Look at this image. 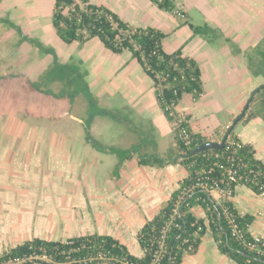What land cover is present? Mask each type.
Here are the masks:
<instances>
[{
	"label": "crops",
	"instance_id": "0c3cea01",
	"mask_svg": "<svg viewBox=\"0 0 264 264\" xmlns=\"http://www.w3.org/2000/svg\"><path fill=\"white\" fill-rule=\"evenodd\" d=\"M46 1L54 3V0L0 1V60L8 47L15 49L16 55H21V50L29 49L28 41L21 38L19 31L28 39L42 40L44 47H56L61 63L74 59V63L86 67L87 76L93 88L97 89L99 98L104 94L121 92L128 105L136 111L135 117L131 116V119H136L142 127L145 125L147 130L153 132H147V136L153 138L155 143L148 144L144 151H157L166 156L175 149L173 129L176 120H168L163 113L153 81L131 52L113 53L98 38H92L83 45L78 42L64 43L50 28L49 19L45 18ZM90 1L107 6L133 26H150L166 32L168 36L163 41L166 51L173 52L182 47L185 55L200 63L204 94L198 100H194L190 94H184L175 110L179 117L189 118L194 132L209 140L221 141L225 137L228 127L245 109L252 91L263 84L225 83L223 75L226 72L229 75L233 73L232 79L248 76L249 73L247 68L243 71L236 66L237 56L232 54L230 48L226 45H211L199 35H194L188 26L180 24L175 13L159 9L151 0ZM174 1L178 8L180 3L185 4L183 0ZM184 11L187 12L186 9ZM225 36L234 40L227 34ZM5 42L7 44L4 46ZM53 61L51 53L39 55L27 62L18 75L23 74L34 80L42 70L49 69ZM224 63H228V67L229 63H234L235 71L230 73V67L224 70ZM252 77L249 76L248 81H252ZM32 96H36L35 92L31 93L25 84H21L16 96H13L14 102H21L25 106L23 116L19 117L21 121L28 122L36 116V104ZM256 102L249 104L250 108L233 127V131L243 143L252 145L256 157L264 162V118L259 113L260 109L257 112L250 111ZM30 106L33 111L28 110ZM247 113L260 115L245 120ZM13 129L17 132L14 133ZM37 131L35 128H12L13 133L11 129L0 131L2 136H12L8 144L0 141V256L33 238L66 240L94 233L112 235L125 244L132 254L142 256L144 251L137 234L148 220L159 213L177 189L179 181L188 175L186 167L180 163L164 167L140 166L134 157L120 167L117 176L106 174L105 178L94 175L87 178L88 173L84 170V174L77 172L72 176L84 164L75 163L78 165L73 166L68 153L62 156L63 149L60 153L59 148L52 147V144H57L56 140L49 145V154L41 155L46 158L42 162L35 155L40 146L36 148L28 144L29 138L24 143H18L17 137L35 136ZM38 132L45 135L44 129ZM14 135L17 137L13 138ZM168 137L169 146L165 140ZM17 149L20 151L15 152ZM42 150H45L44 147ZM39 163L43 165L40 167ZM211 194L216 200L221 199L217 190ZM232 200L239 213L254 217L249 226L251 235H264V192L257 194L247 185L239 184ZM192 211L199 218L206 216L200 206L194 207ZM183 264L238 263L221 253L211 232L207 231L198 250L184 255Z\"/></svg>",
	"mask_w": 264,
	"mask_h": 264
},
{
	"label": "trees",
	"instance_id": "16d2710c",
	"mask_svg": "<svg viewBox=\"0 0 264 264\" xmlns=\"http://www.w3.org/2000/svg\"><path fill=\"white\" fill-rule=\"evenodd\" d=\"M151 2L161 10L175 13L181 25L188 26L194 35H199L209 44L228 46L233 55H240L244 59L251 76L264 79V36L255 45L243 50L219 28L207 22L202 25L194 24L189 20L186 11L177 8L174 0ZM51 22L56 35L66 44L78 42L83 45L92 38H98L113 53L131 52L132 57L153 81L163 113L168 120L177 121V126L173 129L175 149L169 151L166 156L157 151L142 152L147 143L141 138L129 149L106 147L94 139L90 132L91 121L96 113L125 123L127 120L112 111L97 108L96 101L87 87V141L100 151L116 153L122 161L134 158V154L141 151L136 157L140 166L164 167L167 164L180 163L186 167L188 175L179 181L177 189L159 213L139 230L137 238L144 251L140 257L132 254L128 247L114 236L94 233L66 240L33 238L3 253L0 256V264H13L16 260H21L17 264H183L184 255L198 250L207 231L211 232L221 253L238 264H264V254L251 248L252 244L260 243L249 232L254 217L239 213L232 198L221 197L216 200L211 194V188L199 185V182H208L210 185L212 179L221 178L224 182L220 183V187H231L233 196L239 184L247 185L255 193L262 194L264 162L256 157L254 147L243 143L232 130L223 148L208 149L187 157L194 148L209 141L207 137L192 130L188 117L177 118L175 110L184 94H190L194 100L200 99L204 94L200 63L185 55L182 47L173 52L166 51L163 45L168 36L166 32L150 26H133L112 9L90 0H54ZM19 34L23 40H30L22 31H19ZM40 45L44 46L41 43ZM46 52L53 55V68L58 70L70 66L60 62L54 48L48 47ZM6 79L7 76H0V80ZM27 82L25 87L32 91L41 88L36 81L27 79ZM257 94L263 96L259 113L264 118V83L255 95ZM252 102H256V96L250 103ZM258 114L247 113L245 120ZM229 128L230 126L227 132ZM184 129L187 138L181 136ZM231 139L240 142V146L229 145ZM121 160L118 166L122 163ZM227 166L236 170L235 180H227L224 177ZM197 206L204 209V218H199L193 213V208Z\"/></svg>",
	"mask_w": 264,
	"mask_h": 264
},
{
	"label": "rangeland",
	"instance_id": "374dc122",
	"mask_svg": "<svg viewBox=\"0 0 264 264\" xmlns=\"http://www.w3.org/2000/svg\"><path fill=\"white\" fill-rule=\"evenodd\" d=\"M183 1L186 6L180 3V8H177L181 10L186 9L190 21L196 25H202L209 21L210 25L219 28L224 35L227 34L234 38V40L232 39L234 43L240 46V48L243 47L244 50L248 49L249 46L255 45L264 36V0ZM52 6V2L46 1L44 9L45 18L49 19L50 28L54 31L51 22ZM199 6L201 7L199 8ZM48 10L49 15H47ZM41 41L38 38L28 40L29 49L21 50V55H16L15 53L17 51L15 49L11 50L8 47L0 60V76L5 75L8 78L6 80H0V131L3 129H11L12 132V128H35L38 131L44 129L45 135H40L37 131L35 136L29 137L21 135L17 137L14 135L13 138L17 137L19 139L18 143H24L29 138L28 144H33L36 148L40 146L39 151L36 150L35 152V155L39 156V159H37L39 162L46 159L45 156L41 155L49 154L50 151L48 149H51L49 145L56 140L57 144H52V147L59 148L60 153H62L61 150L63 149L64 153L62 156H66L68 153L69 160H72L73 166L75 163L84 164L82 168L78 167L76 171L73 169L74 173L72 172V176L77 172H81L82 174L83 170L85 173H88L87 178L93 177L92 175L105 178L104 175L106 174L107 176H117L120 167L127 163L128 160L122 161V158L116 153L100 151L94 148L86 139L85 124L89 117V101L85 93L86 88L89 87V91L96 101L97 108L112 111L117 116H120V118L127 120V123H125L124 121H117L108 115H97L96 113L91 121L90 132L93 138L101 144L106 147L112 146L115 148L129 149L141 138L148 145L155 143L153 138L150 139L147 136V132L151 134L153 132L149 129L147 130L145 125L142 127L137 123L136 119H131V116L136 115V111L128 105L121 92L111 94L108 93L109 91H106L108 94H104L99 98L97 89L93 88V83H90V79L87 76L89 74L88 70L84 65L81 66L80 64L74 63V59H71V62L62 63L70 65L68 68L57 70L52 65L49 69L42 70L38 76L34 77V80L25 77L23 74L18 75L21 72L19 70H22L27 62L34 60L39 55L41 57L47 54L46 49L48 47L40 45L42 43ZM6 44L7 42L5 44L3 43L4 46ZM52 48L56 50V47ZM235 56H237L235 57L236 66L245 71L246 65L244 59L240 55ZM229 64L231 68L229 71L231 73L235 71L236 66L233 65L234 63ZM223 66L224 70L227 71L229 68L228 63H224ZM23 72L26 73L25 71ZM231 75L227 74V72L223 75L225 83H264L262 77L254 78L250 73H248V76H243L242 78H239V73H237L236 77L238 78L234 79H232ZM249 76L252 77V81H248ZM27 79L36 81L41 88H36L34 91L31 90V93L35 92L36 94L34 98L32 96L36 104V116H33L28 122H24L19 120V117L23 116L25 106L21 102L19 104L14 102L13 96H16V90L21 87V84L27 85ZM262 98L263 96L261 94L256 95L257 102L254 104L255 107L253 106L250 111H259ZM28 110L33 111V107L30 106ZM177 118H179L178 115ZM27 123L28 125H26ZM13 131L14 133L17 132L16 129H13ZM11 137L0 134V141L3 140V143L8 144L10 143ZM165 140L169 146V137L165 138ZM43 147L45 150H42ZM85 147L88 149L86 150ZM17 151L19 152L20 149H17L15 152ZM140 152H137L134 156L137 157ZM142 152L151 151H144L143 149ZM120 160L122 163L118 166ZM39 165L41 167L43 163H39ZM16 166H18V163H16ZM16 166H14L15 169ZM97 172L98 175H95Z\"/></svg>",
	"mask_w": 264,
	"mask_h": 264
},
{
	"label": "built area",
	"instance_id": "2783aa9c",
	"mask_svg": "<svg viewBox=\"0 0 264 264\" xmlns=\"http://www.w3.org/2000/svg\"><path fill=\"white\" fill-rule=\"evenodd\" d=\"M175 126H177V121ZM181 136L184 138H187V132L184 130H182L181 132ZM227 140V139H226ZM188 143V142H187ZM240 142H237L235 139H231L229 141V145L231 146H240ZM224 177L227 180H235V175H236V170H234L231 166H227L224 170ZM224 180L223 179H212L211 184L208 185V182H199V185L201 186H208L209 188L213 190H217L218 193L221 195V197L225 198V199H231L233 197L232 194V189L231 187H225V188H221L220 187V183H223ZM255 239L257 241H259V244L256 245H251V248H253L254 250L259 251L260 253L264 254V235L259 236V237H255ZM45 257V256H44ZM21 260H16L13 262V264H17L20 263Z\"/></svg>",
	"mask_w": 264,
	"mask_h": 264
},
{
	"label": "water",
	"instance_id": "95a60500",
	"mask_svg": "<svg viewBox=\"0 0 264 264\" xmlns=\"http://www.w3.org/2000/svg\"><path fill=\"white\" fill-rule=\"evenodd\" d=\"M261 87H258L256 89H254L250 95V98L249 100L247 101L246 105H245V109L242 111V113L237 116L231 127L229 128L227 134L225 135V137L221 140V141H212V140H209L205 143H203L202 145H199L197 146L196 148H194L188 155L187 157H190V156H193V155H196L198 154L199 152L201 151H204V150H208V149H213V150H218V149H221L225 146V143H226V139L228 137V134L233 130V127L238 123V121L241 120L242 117L245 116V113H246V110L248 109L249 107V104L251 102V100L253 99V97L255 96V94L260 90ZM110 264H114L113 262H111Z\"/></svg>",
	"mask_w": 264,
	"mask_h": 264
}]
</instances>
